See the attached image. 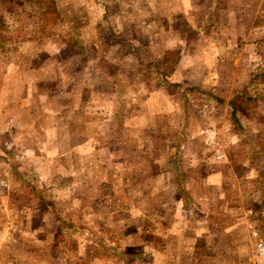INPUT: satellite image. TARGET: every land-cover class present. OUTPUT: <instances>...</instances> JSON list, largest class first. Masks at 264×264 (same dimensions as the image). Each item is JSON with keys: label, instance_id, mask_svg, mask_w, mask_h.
<instances>
[{"label": "rangeland", "instance_id": "obj_1", "mask_svg": "<svg viewBox=\"0 0 264 264\" xmlns=\"http://www.w3.org/2000/svg\"><path fill=\"white\" fill-rule=\"evenodd\" d=\"M23 44L0 264H264V0H0Z\"/></svg>", "mask_w": 264, "mask_h": 264}, {"label": "crops", "instance_id": "obj_2", "mask_svg": "<svg viewBox=\"0 0 264 264\" xmlns=\"http://www.w3.org/2000/svg\"><path fill=\"white\" fill-rule=\"evenodd\" d=\"M19 49L25 50V52H18V61L12 59H8V56L5 57L4 61V68H1L0 66V77H3L4 79H15L16 83L19 85H24L25 82H29V86L35 88V85L30 82L31 78H34L35 81H45L48 79V72L46 68L45 62H37L33 64V60L37 56V54L41 51V49H36L35 51L29 50L33 49L29 45H22L19 47ZM27 55H29L27 57ZM17 56V54H16ZM54 75H56V68L54 67ZM11 86V85H9ZM8 86L5 85L0 90V109H2V97L6 96V99L8 100L9 94H8ZM49 94L47 92L42 93V91L37 92L34 94L33 97L41 96L46 98ZM9 103V102H8ZM12 104V103H10ZM88 147V146H87ZM87 151V148L85 149ZM174 198L175 200H179L181 202V196L178 195L177 192L174 191Z\"/></svg>", "mask_w": 264, "mask_h": 264}, {"label": "built area", "instance_id": "obj_3", "mask_svg": "<svg viewBox=\"0 0 264 264\" xmlns=\"http://www.w3.org/2000/svg\"><path fill=\"white\" fill-rule=\"evenodd\" d=\"M258 253L264 255V246L261 244H258Z\"/></svg>", "mask_w": 264, "mask_h": 264}]
</instances>
